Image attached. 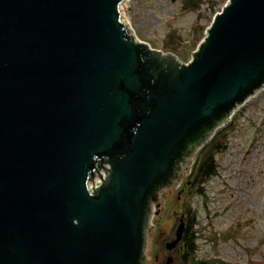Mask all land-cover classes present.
Segmentation results:
<instances>
[{"label": "water", "instance_id": "obj_1", "mask_svg": "<svg viewBox=\"0 0 264 264\" xmlns=\"http://www.w3.org/2000/svg\"><path fill=\"white\" fill-rule=\"evenodd\" d=\"M123 1L0 0V264H147L166 195L264 91V0H226L187 61Z\"/></svg>", "mask_w": 264, "mask_h": 264}, {"label": "rangeland", "instance_id": "obj_2", "mask_svg": "<svg viewBox=\"0 0 264 264\" xmlns=\"http://www.w3.org/2000/svg\"><path fill=\"white\" fill-rule=\"evenodd\" d=\"M202 1L200 11L206 15H211L210 1L216 4V12L226 2ZM182 2L124 0L120 9L138 40L163 52H172L161 49L165 44L177 45L180 56L172 53L187 61L196 49L189 48L197 12L184 11ZM205 21L201 18L200 24ZM227 125L231 127L227 146L217 155L218 172L205 183L204 195L188 199L177 183L166 195L146 246L147 264H164L169 253L162 252L161 241L169 232L174 235L182 205L187 202L197 215L194 229L199 233V258L215 260L211 264H264V91L241 106ZM175 253V249L170 252L172 264H177Z\"/></svg>", "mask_w": 264, "mask_h": 264}, {"label": "trees", "instance_id": "obj_3", "mask_svg": "<svg viewBox=\"0 0 264 264\" xmlns=\"http://www.w3.org/2000/svg\"><path fill=\"white\" fill-rule=\"evenodd\" d=\"M202 0H183L182 9L184 11H196L197 19L192 24V33H193V41L189 49H193L196 46L197 42L203 36L205 28L211 21V15H213L217 9L216 4L213 1L209 2V10L211 15H206L200 11ZM205 18L206 24H200V19ZM180 36L178 39L180 40ZM167 41L166 43H168ZM181 44V43H179ZM184 47V45L182 46ZM164 51H172L175 54L179 55V49L177 45L168 43L163 46ZM180 56V55H179ZM230 125L224 126L222 128H218L213 135V137L202 146L196 153L195 160L192 166L191 173L186 177L185 181L180 186L181 194L184 196L192 197L193 195H204V185L211 178L215 176L218 172V161L217 155L225 150L228 141L229 129ZM177 200V199H176ZM183 214V219L185 221V228L182 234V238L179 241L175 251V260L177 264H211L214 263L215 260H205L199 258L197 255L198 245V231L194 229L197 225L198 221L196 219V211L191 208L190 203H184L181 208L180 215ZM160 233V232H159ZM158 237V236H157ZM171 232L167 234L161 241V249L162 252H166L164 247L162 246L164 241L172 238ZM174 251V250H173ZM158 264H163L159 262Z\"/></svg>", "mask_w": 264, "mask_h": 264}, {"label": "built area", "instance_id": "obj_4", "mask_svg": "<svg viewBox=\"0 0 264 264\" xmlns=\"http://www.w3.org/2000/svg\"><path fill=\"white\" fill-rule=\"evenodd\" d=\"M99 172L104 175V173H102L100 170ZM95 178V187L99 186V184L101 183L100 177L98 176V174H95L94 176ZM88 186L92 189L93 188V180L88 182Z\"/></svg>", "mask_w": 264, "mask_h": 264}, {"label": "bare ground", "instance_id": "obj_5", "mask_svg": "<svg viewBox=\"0 0 264 264\" xmlns=\"http://www.w3.org/2000/svg\"><path fill=\"white\" fill-rule=\"evenodd\" d=\"M122 6V5H121ZM122 20L124 21V23L128 26V27H130L131 28V24L129 23V22H127L125 19H123L122 18ZM132 29V28H131ZM100 171L102 172V173H105V171H104V169H100ZM107 173V172H106ZM146 260H147V258H146Z\"/></svg>", "mask_w": 264, "mask_h": 264}]
</instances>
